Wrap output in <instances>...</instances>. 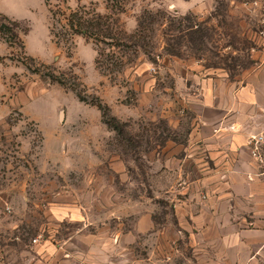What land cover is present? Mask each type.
Masks as SVG:
<instances>
[{
    "label": "rangeland",
    "instance_id": "obj_1",
    "mask_svg": "<svg viewBox=\"0 0 264 264\" xmlns=\"http://www.w3.org/2000/svg\"><path fill=\"white\" fill-rule=\"evenodd\" d=\"M262 4L122 0L114 18L138 36L108 45L64 26L71 11L110 12L107 0H0V264H193L182 195L156 191V160L183 139L163 111L184 109L167 93L172 70L195 62L241 80L264 41Z\"/></svg>",
    "mask_w": 264,
    "mask_h": 264
},
{
    "label": "crops",
    "instance_id": "obj_2",
    "mask_svg": "<svg viewBox=\"0 0 264 264\" xmlns=\"http://www.w3.org/2000/svg\"><path fill=\"white\" fill-rule=\"evenodd\" d=\"M251 56L238 82L195 62L172 70L177 86L167 93L184 109L163 111L174 128L184 126L183 139L168 140L165 160H156L166 178L156 191L182 195L174 214L193 264H264V174L246 147L248 136L264 133V41Z\"/></svg>",
    "mask_w": 264,
    "mask_h": 264
},
{
    "label": "trees",
    "instance_id": "obj_3",
    "mask_svg": "<svg viewBox=\"0 0 264 264\" xmlns=\"http://www.w3.org/2000/svg\"><path fill=\"white\" fill-rule=\"evenodd\" d=\"M122 0H107L110 12H107L105 14L96 13L94 11H86L84 8L71 11L68 15H66V23L65 27L69 29L72 32H78L82 35H85L87 37H93L95 41L98 42H105L108 45H112L115 43V40H120V38L116 37V33H119L123 36V39L125 37L128 39V41H132L133 38L136 39L138 36L137 31L133 34H126L118 25V21L114 18V12L113 9L115 7H118V5L121 4ZM147 14L150 15L149 12ZM6 18V17H5ZM144 25L149 26L150 22L145 20V17L140 19L138 22V28H143ZM105 39L110 40L111 42H106ZM138 40L134 42V44L137 43ZM137 47V45H134ZM96 63H98V59L96 58ZM50 74V73H49ZM54 75L50 74V79ZM79 100H84L81 95H78ZM94 105L98 108V110L101 112L102 118L104 119V122L106 125L113 130H119V125L116 120V118L109 113V108L106 104L102 103L97 98L95 99V102H93Z\"/></svg>",
    "mask_w": 264,
    "mask_h": 264
},
{
    "label": "built area",
    "instance_id": "obj_4",
    "mask_svg": "<svg viewBox=\"0 0 264 264\" xmlns=\"http://www.w3.org/2000/svg\"><path fill=\"white\" fill-rule=\"evenodd\" d=\"M254 4L256 5L257 3L254 2ZM260 7L264 13V4L260 5ZM246 147L250 157L257 165H259L262 169L261 173L264 174V133H256L248 136L246 140Z\"/></svg>",
    "mask_w": 264,
    "mask_h": 264
}]
</instances>
